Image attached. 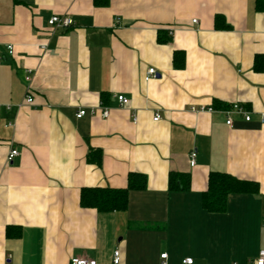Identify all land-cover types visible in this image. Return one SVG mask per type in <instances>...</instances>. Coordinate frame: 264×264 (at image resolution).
<instances>
[{
  "label": "crops",
  "instance_id": "crops-1",
  "mask_svg": "<svg viewBox=\"0 0 264 264\" xmlns=\"http://www.w3.org/2000/svg\"><path fill=\"white\" fill-rule=\"evenodd\" d=\"M54 14L74 24L50 27ZM0 59V264H71L74 256L116 264L115 250L118 264H248L264 248L246 249L264 241V10L256 0H0ZM151 67L157 75L146 80ZM234 103L251 119L231 113L227 124ZM12 148L19 154L10 162ZM172 171L188 173L189 187H170ZM213 171L259 189L231 193L225 211H209ZM131 172L147 185L130 190L125 209L81 206L83 187L125 188Z\"/></svg>",
  "mask_w": 264,
  "mask_h": 264
},
{
  "label": "trees",
  "instance_id": "trees-1",
  "mask_svg": "<svg viewBox=\"0 0 264 264\" xmlns=\"http://www.w3.org/2000/svg\"><path fill=\"white\" fill-rule=\"evenodd\" d=\"M110 0H94L98 6H105ZM259 9L264 10V0H256ZM224 22L222 16H216V25L222 27ZM257 55L256 62L263 59ZM175 65H185V54L182 51L175 52ZM258 65L256 64V67ZM262 68V67H260ZM259 69V67H258ZM103 103L106 104V94L102 93ZM226 107V106H222ZM228 107V106H227ZM93 151L88 154L89 161L100 162V154ZM190 176L188 173H177L172 171L169 177L170 187L188 188ZM147 185V177L143 173L131 172L128 177V185L125 188L111 187H83L80 194V204L84 207L96 208L99 211L123 210L127 207L130 190L142 189ZM259 184L256 181L244 180L227 172L213 171L209 175V182L203 196V205L209 211L220 212L227 208L228 196L234 192H256Z\"/></svg>",
  "mask_w": 264,
  "mask_h": 264
},
{
  "label": "built area",
  "instance_id": "built-area-1",
  "mask_svg": "<svg viewBox=\"0 0 264 264\" xmlns=\"http://www.w3.org/2000/svg\"><path fill=\"white\" fill-rule=\"evenodd\" d=\"M194 21H196V19H194ZM74 24V18H72L71 16L69 15H61V14H54L52 15L49 19H48V25L50 27H53V28H68L70 26H72ZM10 52L12 53L13 52V47L10 46ZM0 62H1V59H0ZM26 80L27 81H30L31 80V75H32V70L29 69L27 70V74H26ZM157 75V71L154 67H151L148 69L147 71V74L145 76V79L146 80H149L153 77H155ZM117 99L119 101V104L121 106H127L129 105L130 103V99L123 95V94H120L117 96ZM26 100L29 102H33V96L31 94H29L28 92V95L26 97ZM206 107L202 106L200 109L201 110H204ZM195 110V108H193ZM209 110H212V108H208ZM227 113V118H226V123L229 124V125H232L233 123V119L231 118L230 114L231 113H239V114H244L245 115V119L246 120H250L251 119V116L249 114L248 111H246L244 109V107H242L240 104L238 103H234L232 105V107L228 110L225 111ZM101 113H102V116L104 118L108 117L109 116V113H110V109L108 107H105V106H102V110H101ZM86 114V110L85 109H80L78 112H77V117H82L83 115ZM160 118V115L159 114H155V117H154V120H158ZM137 118H135L136 120ZM19 154V151L17 148H12L8 154V161L12 162L13 161V158L15 156H17ZM190 156V163L192 166L195 165V161H196V156H197V152L196 151H192L191 154L189 155ZM114 262L116 264H118L120 262V251L119 250H115L114 251ZM167 256L166 253H163L161 255L162 258H165ZM185 263L187 264H191L193 262V259L192 258H186ZM71 264H97V261L95 259H88V258H85V257H80V256H74L71 258ZM248 264H264V248L261 249L258 253V255L252 259H250V261H248Z\"/></svg>",
  "mask_w": 264,
  "mask_h": 264
},
{
  "label": "rangeland",
  "instance_id": "rangeland-1",
  "mask_svg": "<svg viewBox=\"0 0 264 264\" xmlns=\"http://www.w3.org/2000/svg\"><path fill=\"white\" fill-rule=\"evenodd\" d=\"M257 240L258 239L255 238V240L253 242L249 241L248 243H246L247 244L246 249H247L248 253H254L255 250L257 249V247L262 248L264 246V241H259V240L257 241ZM236 255H237V253H236ZM231 259H232V256H231ZM235 260H238V256H237V258H235Z\"/></svg>",
  "mask_w": 264,
  "mask_h": 264
}]
</instances>
